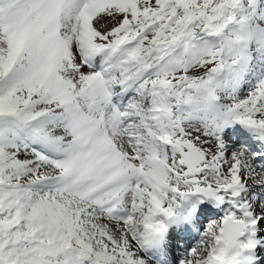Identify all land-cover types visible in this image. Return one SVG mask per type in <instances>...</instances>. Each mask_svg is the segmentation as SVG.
Masks as SVG:
<instances>
[{"label":"snow or ice","instance_id":"6c2138e0","mask_svg":"<svg viewBox=\"0 0 264 264\" xmlns=\"http://www.w3.org/2000/svg\"><path fill=\"white\" fill-rule=\"evenodd\" d=\"M236 121L264 143V0H0V264H146L186 193L229 207L179 264H243Z\"/></svg>","mask_w":264,"mask_h":264},{"label":"bare ground","instance_id":"6f19581e","mask_svg":"<svg viewBox=\"0 0 264 264\" xmlns=\"http://www.w3.org/2000/svg\"><path fill=\"white\" fill-rule=\"evenodd\" d=\"M230 127L232 128V126H230ZM228 128L229 127L225 128L223 133H222V135H223L225 140H226L225 134H227V129ZM244 132L250 133V136H252V135L254 136V134H256L252 130H247V131H244ZM240 134H242V133H240ZM253 139L254 138H251L250 142H251V144L254 145ZM255 144H260V143H255ZM234 145H232L231 142H227L228 150L231 151L233 148H235ZM262 147L264 149V144H262ZM195 198L196 197H189L187 195H185V197H183V198L177 197V201L180 200V204H179L178 208L176 207L175 212H174L175 214H173L170 217H165L163 214H157V216L155 217L156 219L164 221V223H166V228H165V230L163 232V237H162V245H161V247L158 250V251L163 250L165 252V256H163L162 259L166 262V264H179V261H180L179 252L176 250L175 245H172V244H170L168 242V240L166 239V236H169L171 234H177V235L183 236V237L188 238V239L191 238V235H192L193 232H192V230H190V229H188L186 227L187 225H186V221L185 220H186V217H191L192 218V213L194 212V211H191L192 205L195 204L196 208H197L199 206L200 202H201L200 200H195ZM209 203H211L213 205L214 204H219V206H223V208H226V204L223 203V202L217 203V202H214L213 200H210ZM227 209L228 208H226L225 211ZM195 211H197V213L200 214L202 209L197 208V210L195 209ZM172 217H174L173 221L171 223H168V219H170ZM151 245H152V242L150 244L145 245V247H143L142 249H140V254L146 260L147 263L155 264L154 262L148 261L149 259L147 257V256H151V254H153L154 252H158V251H154L152 249ZM194 246H195L194 244L190 243L186 247V251L188 252ZM259 249H264V242H261L255 248H253L251 250H247L246 256H248L249 258L246 259L243 262V264H256V263L259 264L260 262H262L261 259L256 255V252Z\"/></svg>","mask_w":264,"mask_h":264},{"label":"rangeland","instance_id":"374dc122","mask_svg":"<svg viewBox=\"0 0 264 264\" xmlns=\"http://www.w3.org/2000/svg\"><path fill=\"white\" fill-rule=\"evenodd\" d=\"M236 122H238V121H236ZM234 123V122H233ZM233 123H231V125L233 124ZM241 126H243L244 128H246L244 125H242L240 122H238ZM228 125H230V124H228ZM225 129V128H224ZM249 129V128H248ZM234 131V130H233ZM245 133V132H244ZM227 141H233L232 139V137H233V134H232V132H229L228 131V134H227ZM257 139H258V137H257V135L255 136ZM259 140V139H258ZM236 144L234 145V147L236 148V147H243V148H245L248 152H254L255 150H258V149H260L259 147L258 148H252V149H249V148H246L245 146H244V143H242V142H240V141H236L235 142ZM229 152H231L230 150H229ZM259 158H261V157H258L257 158V160H258V163L260 164V166H264V159H259ZM186 195L187 196H191V197H194V196H198L197 197V199L198 198H200V199H202V200H204V201H202L201 200V202H200V204L199 205H201L202 204V202L203 203H207V201L206 200H208V201H210L211 199H203V198H201V195H197L196 193H186ZM226 205H228V207H229V202H228V200H224L223 201ZM179 204H180V200L178 201V204H177V208H178V206H179ZM220 209H223V208H220ZM213 219H211V220H209V221H206V219L205 218H199V219H196V221L193 223V226H196L197 224H203L202 226H201V228L203 229L202 230V232L204 231V229L207 227V225L210 223V222H212V221H215V220H217V219H219V218H217V217H212ZM171 240H180V239H177V238H175V237H172L171 238ZM186 242V241H185ZM175 244H176V249L177 250H181L182 251V253H183V247L182 246H180V243L179 242H174ZM183 245H184V243H183ZM257 253V255L262 259V261H263V264H264V249H259L258 250V252H256ZM148 257V256H147ZM180 257H182V256H180ZM183 258V257H182ZM148 261H150V262H153L152 261V257H148ZM146 264H149V263H147L146 262ZM152 264V263H151Z\"/></svg>","mask_w":264,"mask_h":264}]
</instances>
